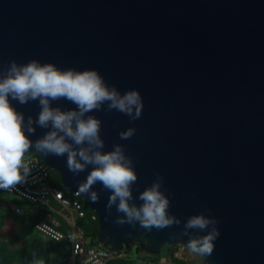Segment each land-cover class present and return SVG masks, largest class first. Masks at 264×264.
I'll use <instances>...</instances> for the list:
<instances>
[{"label": "water", "instance_id": "water-1", "mask_svg": "<svg viewBox=\"0 0 264 264\" xmlns=\"http://www.w3.org/2000/svg\"><path fill=\"white\" fill-rule=\"evenodd\" d=\"M13 60L96 70L121 95L136 90L142 99L136 120L107 104L88 115L101 122L103 151L118 144L133 162L129 203L139 207L159 176L179 224H118L124 214L106 207L110 192L97 183L98 202L80 197L96 217L98 243L159 255L206 235L212 225L185 229L203 215L218 232L204 264H264V0H0V70ZM11 103L25 123L40 111L38 102ZM52 106L76 108L63 98ZM33 126L35 141L47 129ZM129 128L134 134L121 139ZM31 155L67 193L90 170L74 175L66 156Z\"/></svg>", "mask_w": 264, "mask_h": 264}, {"label": "clouds", "instance_id": "clouds-1", "mask_svg": "<svg viewBox=\"0 0 264 264\" xmlns=\"http://www.w3.org/2000/svg\"><path fill=\"white\" fill-rule=\"evenodd\" d=\"M66 99L76 106L74 110L53 107L52 102ZM11 101L19 105L38 102L40 111L35 120L18 111ZM107 104L109 110H116L136 120L141 115L142 99L136 90L121 95L116 88L109 87L96 70L77 71L59 69L51 63L41 64L31 60L18 64L10 61L0 70V190H11L24 182L30 174L25 157L32 150L44 157L66 156L70 172L77 175L90 169L83 182L77 186V193L91 202H98V195L92 188L99 183L110 192L108 204L116 205V211L124 214L116 223L132 224L151 231L172 226L179 221L168 214L169 200L159 190L162 178L139 194L143 203L137 207L133 200L132 185L137 180L133 162L120 145L111 151H103L100 137L101 122L92 115ZM47 129L35 141L29 139L35 134V127ZM134 129L120 133L121 139H128ZM27 133V135H26ZM118 201V203H117ZM215 220L203 215L190 217L185 229L201 231L213 227L206 235L190 238L186 247L199 256L211 255L214 240L218 236ZM187 235V232H185Z\"/></svg>", "mask_w": 264, "mask_h": 264}, {"label": "built area", "instance_id": "built-area-1", "mask_svg": "<svg viewBox=\"0 0 264 264\" xmlns=\"http://www.w3.org/2000/svg\"><path fill=\"white\" fill-rule=\"evenodd\" d=\"M25 164L30 169V174L26 180L11 190H0L1 192L14 195L30 204L49 207L51 202H55L61 210L71 216V220L74 222L76 218L84 216L85 209L88 210V208L77 192L68 193L70 196H65L67 192L50 187L48 184L50 170L35 155L25 157ZM15 212L18 213L19 210L15 209ZM90 218L96 221V217L92 213ZM34 229L53 241L69 243L70 254L64 264H108L112 259H128L129 257L124 251H112L97 241L92 243L88 237H85L82 229L76 223L72 224L67 232L61 231L50 215L37 223ZM133 264L176 263L167 258H162L156 262L142 261Z\"/></svg>", "mask_w": 264, "mask_h": 264}, {"label": "trees", "instance_id": "trees-1", "mask_svg": "<svg viewBox=\"0 0 264 264\" xmlns=\"http://www.w3.org/2000/svg\"><path fill=\"white\" fill-rule=\"evenodd\" d=\"M48 184L54 189L64 191L59 185L58 176L52 171H50ZM65 196L70 195L65 193ZM16 205L22 212L20 215L11 213L15 226L12 243H21L22 246L10 247L6 239H0V264H64L70 254L69 243L53 241L34 229V226L43 221L47 215H54L53 209H59V206L55 202H51L50 206L47 207L39 204H30L24 200L17 201ZM90 217L91 212L85 209L84 216L76 218L75 223L82 229L85 237H88L93 243L96 242L98 227L97 222ZM58 220L60 222L59 229L67 232L69 230L67 224L60 218ZM178 246L180 245L173 247L164 246L161 248L160 254L154 256L134 255L131 249H126L123 251L129 255L128 259H112L108 264H133L135 259L156 262L163 257L180 264V261L170 253Z\"/></svg>", "mask_w": 264, "mask_h": 264}, {"label": "crops", "instance_id": "crops-1", "mask_svg": "<svg viewBox=\"0 0 264 264\" xmlns=\"http://www.w3.org/2000/svg\"><path fill=\"white\" fill-rule=\"evenodd\" d=\"M21 200L22 199L14 195L0 191V239L2 238L5 239L4 235L7 234L6 230L8 225L13 226L12 232L14 234L15 226L11 218L12 216L11 213L13 212L15 215L21 214L22 210L19 209L16 205V202ZM15 209H18L19 212L16 213ZM53 213L54 215L52 214L50 215L51 219L58 224V227H60V222L58 218L62 219L65 222V224H67L69 229L72 226V224L75 223L73 220H71V216L67 212L61 210L60 208L56 210L53 209ZM170 253L180 261V264H204L201 256L192 253L187 247L178 246L174 248L172 251H170ZM164 258L165 257H163V259ZM139 261L142 262L141 260Z\"/></svg>", "mask_w": 264, "mask_h": 264}, {"label": "rangeland", "instance_id": "rangeland-1", "mask_svg": "<svg viewBox=\"0 0 264 264\" xmlns=\"http://www.w3.org/2000/svg\"><path fill=\"white\" fill-rule=\"evenodd\" d=\"M12 228H13V226L8 225L7 230H6L7 234L4 235L5 239L8 241V243L10 244L11 247L22 246L21 243H17V244L12 243V237H13ZM139 262L140 261L137 259L134 260V263H139Z\"/></svg>", "mask_w": 264, "mask_h": 264}]
</instances>
